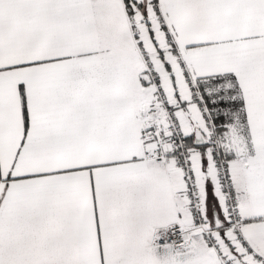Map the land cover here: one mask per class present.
I'll use <instances>...</instances> for the list:
<instances>
[{
	"label": "snow or ice",
	"instance_id": "snow-or-ice-1",
	"mask_svg": "<svg viewBox=\"0 0 264 264\" xmlns=\"http://www.w3.org/2000/svg\"><path fill=\"white\" fill-rule=\"evenodd\" d=\"M0 264H264V0H0Z\"/></svg>",
	"mask_w": 264,
	"mask_h": 264
}]
</instances>
